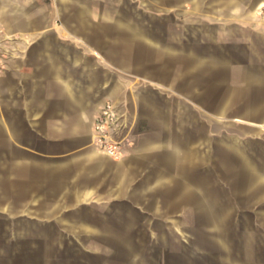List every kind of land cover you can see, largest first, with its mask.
I'll return each instance as SVG.
<instances>
[{
  "label": "crops",
  "instance_id": "crops-1",
  "mask_svg": "<svg viewBox=\"0 0 264 264\" xmlns=\"http://www.w3.org/2000/svg\"><path fill=\"white\" fill-rule=\"evenodd\" d=\"M261 9L0 0L28 39L0 74V264H264ZM108 99L140 128L119 158Z\"/></svg>",
  "mask_w": 264,
  "mask_h": 264
},
{
  "label": "built area",
  "instance_id": "built-area-1",
  "mask_svg": "<svg viewBox=\"0 0 264 264\" xmlns=\"http://www.w3.org/2000/svg\"><path fill=\"white\" fill-rule=\"evenodd\" d=\"M24 37V38H23ZM27 37L0 25V74L9 69L11 63L22 57L26 48L22 46ZM129 118L114 100L106 101L95 121L94 133L99 148L112 157H123L125 148L117 136L127 127Z\"/></svg>",
  "mask_w": 264,
  "mask_h": 264
},
{
  "label": "rangeland",
  "instance_id": "rangeland-1",
  "mask_svg": "<svg viewBox=\"0 0 264 264\" xmlns=\"http://www.w3.org/2000/svg\"><path fill=\"white\" fill-rule=\"evenodd\" d=\"M257 13L262 19H264V9L259 10ZM108 100H111V99H108ZM122 112H125L129 118V122L127 123V127L117 136L118 140L121 141V145H123L125 148V151L123 153V156H124L132 148V146L134 144L135 136L139 132L140 128H139V125L137 124L138 123L137 117H135L134 115H131V113H129L127 110L126 111L122 110ZM94 130H95V123H94ZM149 216H153V214L149 212ZM150 227H151V225H150ZM155 243L156 242L154 240L153 241L149 240V241H147L145 246L149 245V250L152 251V253H155L156 252V244ZM167 256L168 255L166 253V258H167Z\"/></svg>",
  "mask_w": 264,
  "mask_h": 264
},
{
  "label": "water",
  "instance_id": "water-1",
  "mask_svg": "<svg viewBox=\"0 0 264 264\" xmlns=\"http://www.w3.org/2000/svg\"><path fill=\"white\" fill-rule=\"evenodd\" d=\"M235 260V259H234ZM236 261V260H235Z\"/></svg>",
  "mask_w": 264,
  "mask_h": 264
},
{
  "label": "bare ground",
  "instance_id": "bare-ground-1",
  "mask_svg": "<svg viewBox=\"0 0 264 264\" xmlns=\"http://www.w3.org/2000/svg\"><path fill=\"white\" fill-rule=\"evenodd\" d=\"M24 38V37H23Z\"/></svg>",
  "mask_w": 264,
  "mask_h": 264
}]
</instances>
